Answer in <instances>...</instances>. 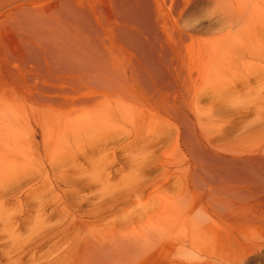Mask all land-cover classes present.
<instances>
[{
  "label": "rangeland",
  "instance_id": "1",
  "mask_svg": "<svg viewBox=\"0 0 264 264\" xmlns=\"http://www.w3.org/2000/svg\"><path fill=\"white\" fill-rule=\"evenodd\" d=\"M209 1L81 0L77 4L73 0H55L57 6L44 10L43 19L33 15L23 19L18 9L22 5L28 12L33 7L28 0H0V21L5 20V25L0 23V120L4 123L8 119L18 129L36 127L31 112L38 113L47 105L63 108L64 112L93 113L80 97L70 107L65 103L66 95L100 88L111 90V84L127 82L138 83V94L148 96L151 106L169 110L168 116L162 109V117L167 116L168 120L156 133L140 131L143 134L137 136L139 139L131 134L120 141L134 144L136 153L148 148L146 153L137 154L140 160H146V166L139 171L143 182L137 185L144 192L140 194L142 204L136 206L134 199H122L114 200V205L116 198L109 195L105 205L113 206L92 214L97 184L88 178H69L70 198L79 203L76 210L82 220L79 226L75 225L78 233L70 264H264V91L260 89L262 85L264 89V69L252 74L249 67L244 73L250 59L246 54L247 59H241L242 67L240 63L235 67L243 70L241 77L228 73L230 78L228 74L218 78L202 63L188 70L191 59L197 57L196 48L203 45L201 39L213 36L211 11L206 7ZM229 1L234 6L264 0ZM9 13L15 18L7 17ZM23 20L26 23L22 24ZM256 64L255 69L264 62ZM186 68L193 77L203 78L205 73V77L217 79L208 94L204 89L206 97H201V105L197 106L200 122L195 120L187 101L190 95L178 83L187 75ZM112 94L117 99L123 94L124 103L133 113L141 114L146 107V101L121 87ZM232 103L236 106L232 107ZM208 112L213 114L207 119ZM255 115L262 121L256 120ZM126 127L130 130L129 125ZM165 129L167 135L154 147L153 136ZM40 138L37 135V140ZM115 155H110L113 164L111 160L106 162H111L107 179L113 182L106 189L108 192L117 190L115 184L126 171V176H130V152L121 150ZM72 168H67L70 173ZM227 183L230 190L225 188ZM146 188L150 195L145 194ZM150 199H155V204ZM53 210L49 207L46 215ZM21 218L19 223L24 228L29 219ZM39 249L44 252L47 246Z\"/></svg>",
  "mask_w": 264,
  "mask_h": 264
},
{
  "label": "bare ground",
  "instance_id": "2",
  "mask_svg": "<svg viewBox=\"0 0 264 264\" xmlns=\"http://www.w3.org/2000/svg\"><path fill=\"white\" fill-rule=\"evenodd\" d=\"M46 1L47 3L44 4L45 2H40V0H28L33 7H31L28 12H25L27 8L21 5L18 11L22 14H20V12L18 14L22 17L24 16L23 19L31 17L29 15L37 16V18L41 17L43 19L44 13L46 12H44V10L52 6H57L55 0ZM73 1L77 4H81V0ZM232 5L233 4L229 0H211L209 1V5H206V7L208 6L207 10L211 11L209 19L211 22L210 29H214L213 36L201 39L203 45L196 48L197 57L196 59H191L188 70L202 63L208 72L215 73L218 78L228 76V73L233 77H241L243 70L239 71V67H242L241 63L243 61L241 59L246 56V54L250 57V59H248L250 61H246L250 65L245 62L248 67H245L246 71H244V73H248L247 69H249V67L252 68L250 69V71L252 70V74H254L255 71H262L264 69L263 64L258 65V68H256L257 70L253 68L256 63L264 62V1L242 2L234 6ZM229 7L231 8L229 9ZM202 12H204V10ZM196 14H198V12H196L195 15ZM10 16H12L11 13L7 15V17ZM12 18L14 19L15 17L12 16ZM19 19L17 21L18 23L20 22ZM30 20L32 21L33 18ZM1 21V25H5V20ZM25 21L26 20H23L22 24ZM41 21L39 20L40 24ZM12 24H15V22ZM17 28L19 29L20 27L17 25ZM210 29L208 28V30ZM29 31L30 29L28 32ZM190 48L193 47L191 46ZM252 60L256 61L252 62ZM239 63L241 66H239ZM237 65L239 66V70L235 68ZM188 70L187 75H184L182 81L178 83L180 87L185 90L187 95H190L187 101L190 103V108L196 118L195 120L199 121L201 118H199L196 109H199L197 107L198 104L199 106L201 105V97H206L203 94L204 89L207 91L215 87L214 82L217 81V79L213 77V80L212 78L205 77V73L203 74V78L193 77L189 74ZM251 75L249 77H251ZM252 77L254 78V76ZM236 80L237 79H235V81ZM258 81H260L259 78ZM263 81L259 84H263ZM137 84L134 82H127V84L121 83L117 84V86H112L111 84V90L100 88L98 91L80 92L77 95L72 93V95H70L69 93L66 95L65 103H68L70 107H74L78 103L77 100L80 97L85 103H88V106L92 107L91 110L93 113L87 110L79 114L72 113L71 111L64 112L63 108L57 110L54 106L47 105L43 110H39L38 113L34 111L31 112L36 127L29 126L28 128L18 129V125L12 124L8 119L5 123L0 120V142L5 146L3 149L0 148V263L50 264L51 261H55V263L59 264L71 263L74 248L72 244L77 237L76 233H78L76 232L78 228H75V225L79 226L82 220L78 219L76 210L79 203L77 204L70 198V188L68 185L71 181H69V178H73L76 181L82 178H88L87 180L91 181V183L97 184L98 188H96V193L93 194L97 195V197L93 196V199L96 200L93 208L95 211L91 212L92 214L103 213L113 206L112 203V206L109 204L110 207L105 205L108 202L106 199L109 195L110 197L113 196L116 198L113 199L112 202H115L114 200L134 199V204L136 206L142 204L143 198L140 194L144 192H140L137 185L143 182L139 171L146 166V160L145 158L144 160H142L143 158L140 160L137 154L144 153L148 148L143 147L136 153L133 149L134 144L124 145L120 143V141L131 134L135 136H133L134 138L139 139L137 136H140V131H152V133H156V129L162 124H165V121L168 120L167 116L165 117L166 119L162 117V109L165 110L163 112L166 114L169 113V110L165 106H151L152 104L147 98L148 96L138 94L140 88L137 87ZM240 86L242 85L240 84ZM119 87H121L124 92L135 95L142 101H146V107L142 109L143 111L140 109L141 114L131 111L129 106L124 103L125 97L123 94L120 95L119 99L113 97L112 91ZM222 87L224 88L223 85ZM230 87H232V85ZM262 87L260 89H262L263 92L264 89ZM191 89H193V91H191ZM257 89L256 92L255 89L253 92L258 93L257 91L260 89ZM219 90L221 91L222 89ZM208 91L206 92L207 94L209 93ZM118 92L119 91H117V94ZM223 93H225V91ZM217 95L216 93L215 96ZM243 97L245 98V96ZM258 97L260 96L258 95ZM234 99L238 102L240 97L238 100L233 97V100ZM216 102L218 101L215 100L214 103ZM237 102L233 101L234 104ZM233 103L232 107L236 106L233 105ZM210 104L212 105V102H210ZM116 112L118 115H116ZM259 112L260 114L262 113L261 111ZM211 113L212 112H208L205 115L207 119L209 115L212 116L213 113ZM257 114L259 115V113ZM214 116L211 119L216 118ZM206 117L203 116V118ZM255 118L257 120L258 116L256 117L255 115ZM262 118V120H264V116ZM153 119L154 121L152 122ZM256 120H254V122ZM258 120L260 119L258 118ZM126 124L129 125L130 130L127 129ZM177 125L178 124H176V126ZM167 127L170 129L169 125ZM177 129H179V127H177ZM216 129H218V127ZM165 130L163 133H161L162 131L157 132L158 134L153 136L152 141H154V143H152L154 147L165 137L164 135H167L168 130ZM210 131L212 130L210 129ZM212 133L210 132V134ZM37 135H40V140H37ZM147 135H150L149 132ZM211 139L212 138L209 137V141ZM128 140L132 141L133 139ZM173 141L177 142L178 140L175 139ZM121 150L129 151L131 154V158L128 159L130 160V170H128L130 176H126V171V173L122 175V178L115 184V189L117 190L112 192L110 189L109 191L111 192H108L106 189L113 183H110V179H107L108 174L111 172H108L109 169L107 167L111 165V162L113 164L114 161L113 159V161L111 160L110 155L116 157V152ZM128 157L129 155L126 156V158ZM110 160L111 162H108L109 164L107 163L108 165H106V162ZM89 165L92 167L89 168ZM70 167H73L71 173L69 172L70 169H67ZM87 167L90 169L89 171ZM106 168L108 169L107 171ZM106 172H108L107 175ZM71 174L74 176L70 177ZM24 183L25 186H22ZM24 187H27V189L24 190ZM101 187L104 189H101ZM230 187L231 185L228 183L225 185V188L229 190ZM146 189L145 194L150 195L151 192H148L149 188ZM124 195L125 198L123 197ZM21 199L24 201L21 203L19 202L15 207L13 205L11 208L12 202L14 203ZM150 201L152 205L156 202L155 199H150ZM115 204L116 202L114 205ZM49 207L54 210L51 211V215H49L50 211L48 210L49 216H47L46 210L49 209ZM133 208L135 209L136 207L134 206ZM136 214L137 210H135L132 215L135 216ZM134 216V219L137 218V215L136 217ZM21 217L29 219L26 226L24 224V228H22L23 225L19 223L20 219H22ZM126 218L127 220L130 219L127 216ZM29 246H32V248L27 249ZM46 246L47 249L44 252L39 251L41 249H39V247ZM131 264H133V262Z\"/></svg>",
  "mask_w": 264,
  "mask_h": 264
}]
</instances>
